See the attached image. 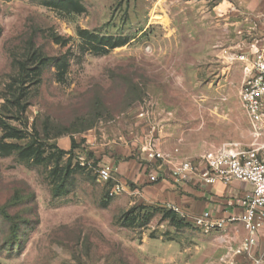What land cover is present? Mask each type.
Returning a JSON list of instances; mask_svg holds the SVG:
<instances>
[{
  "label": "rangeland",
  "instance_id": "rangeland-1",
  "mask_svg": "<svg viewBox=\"0 0 264 264\" xmlns=\"http://www.w3.org/2000/svg\"><path fill=\"white\" fill-rule=\"evenodd\" d=\"M221 1L0 0V264H230L222 229L111 197L78 164L82 150L98 168L84 141L135 130L146 104L143 133L170 162L254 142L234 59L246 34L212 12Z\"/></svg>",
  "mask_w": 264,
  "mask_h": 264
},
{
  "label": "built area",
  "instance_id": "built-area-1",
  "mask_svg": "<svg viewBox=\"0 0 264 264\" xmlns=\"http://www.w3.org/2000/svg\"><path fill=\"white\" fill-rule=\"evenodd\" d=\"M234 59L242 65L245 74L239 97L256 137L251 145L223 142L195 160L170 162L158 151L152 134L155 126L151 125V131L145 136L140 151L147 162L167 166L170 179L176 184L187 183L194 175L200 184L207 186L217 183L227 185L233 181L249 184L251 192L234 201L240 210L237 216H231L229 220L215 218L206 211L193 217L191 223L204 233H209L222 229L228 221L239 222L244 236L230 253L241 260L240 264H263L264 249L258 247V236L264 232V47L236 54ZM137 117L146 121L154 120L152 106L144 105ZM79 156V164L93 169L99 183L105 184L112 179L109 167L94 169L92 163L83 157L84 154ZM147 171L149 182L156 183L160 178L159 170L148 166ZM122 192L123 186L114 184L109 189V196ZM167 207L186 220L187 215L178 207Z\"/></svg>",
  "mask_w": 264,
  "mask_h": 264
},
{
  "label": "crops",
  "instance_id": "crops-1",
  "mask_svg": "<svg viewBox=\"0 0 264 264\" xmlns=\"http://www.w3.org/2000/svg\"><path fill=\"white\" fill-rule=\"evenodd\" d=\"M212 12L224 20L229 19L226 25L234 31L246 34L245 40L239 44L243 50L237 54L264 47V0H222ZM139 123L138 128L118 138L89 135L84 141V148L99 161L100 167L110 168V188L119 184L126 193L139 195L140 200L149 205L166 204L178 207L187 215L186 222L189 223L193 217L206 211L215 218L228 220L231 216L239 214L240 210L234 201L251 192L249 184L233 181L227 185L217 183L207 186L200 184L196 175L187 183L173 184L167 166L155 165L144 159L140 149L146 136L143 132L150 124L144 119ZM148 166L160 172L156 183H150L148 180ZM222 232L223 241L230 244V250L236 247L244 236L239 222L228 221ZM258 247L264 249V232L258 236ZM240 263L241 260L230 253V264Z\"/></svg>",
  "mask_w": 264,
  "mask_h": 264
},
{
  "label": "trees",
  "instance_id": "trees-1",
  "mask_svg": "<svg viewBox=\"0 0 264 264\" xmlns=\"http://www.w3.org/2000/svg\"><path fill=\"white\" fill-rule=\"evenodd\" d=\"M12 132L13 131H9V132H7L6 133V138H12V137H14V135L12 134ZM18 150L20 149V148H17ZM70 151H72V150H70ZM59 152H61L62 154H64L65 152H63V151H59ZM80 152L82 153V154H85L82 150H80ZM80 153V154H81ZM87 156H89V154L87 155ZM32 157V156H31ZM60 157V156H59ZM78 164H79V162H78ZM80 165V164H79ZM81 166V165H80ZM81 167H83L84 168V166H81ZM55 168H57V167H55ZM86 168V167H85ZM67 173H68V169H65V171H64V175H63V179H65L64 177H65V175H67ZM106 184H110L111 185V180L110 181H108ZM169 213H170V215L171 216H177L178 217V215H177V213H175L174 211H172V210H170L169 209V211H168ZM9 219V218H8Z\"/></svg>",
  "mask_w": 264,
  "mask_h": 264
}]
</instances>
